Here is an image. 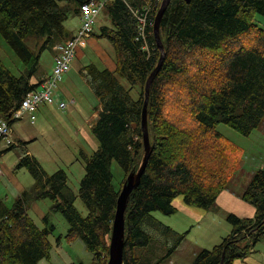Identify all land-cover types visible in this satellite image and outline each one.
Segmentation results:
<instances>
[{
    "label": "trees",
    "instance_id": "trees-1",
    "mask_svg": "<svg viewBox=\"0 0 264 264\" xmlns=\"http://www.w3.org/2000/svg\"><path fill=\"white\" fill-rule=\"evenodd\" d=\"M89 1L0 0V39L23 65L21 74L15 75L0 60V119L15 122L12 115L23 97L40 85L31 80L41 53L70 38L64 22L70 12L79 16L80 6ZM144 1L105 4L111 27L102 28L97 36L111 43L115 70L89 64L80 71L99 108L91 125L98 147L85 158L77 194L67 186L63 170L48 175L34 156L27 151L20 155L16 167L26 168L34 183L10 207L0 201V264L50 259L49 235L55 227L40 228L28 212L30 204L41 199L51 201L50 212L66 218L68 242L81 239L92 254L91 264H107L119 193L143 157L145 84L160 56L152 25L161 3L149 13L145 39H137L130 8L139 9ZM257 15L264 17V0H171L166 7L160 21L165 57L147 105L151 154L124 213L122 264H150L136 255V249L146 248L152 240L144 223L176 237L168 254L179 246L182 236L154 219V211L176 213L173 203L179 197L189 207L210 210L220 192L229 188L242 153L217 131V125L249 135L264 119V28ZM113 160L124 172L118 188L112 182ZM77 197L87 208L86 216L74 206ZM240 197L254 207L253 217L227 214L230 233L212 248L200 249L191 264H234L264 240V167L252 174ZM43 219L48 222L47 216Z\"/></svg>",
    "mask_w": 264,
    "mask_h": 264
},
{
    "label": "rangeland",
    "instance_id": "rangeland-1",
    "mask_svg": "<svg viewBox=\"0 0 264 264\" xmlns=\"http://www.w3.org/2000/svg\"><path fill=\"white\" fill-rule=\"evenodd\" d=\"M256 19L264 28V17L257 15ZM65 25L75 33L80 26L79 16L75 12H70L64 22ZM100 26L111 27L110 19L104 9L98 16L91 37L97 42L98 49L105 54H102V59H106L108 67L109 63L113 62L111 67L113 68L115 67L114 50L106 37L97 36L101 34ZM51 51L47 49L41 53L38 71L34 75V79H40L43 74L48 76L52 74L55 61L53 49ZM100 59L91 44L86 45L85 48L78 47L71 62L72 69L70 71L74 70V72L69 74V71L63 75L55 93V96L58 97V99L57 97L55 99L63 101L66 107L59 108L56 103L45 105L40 107L35 113L36 119L33 124L29 122V115L26 113L12 125V137L14 140L24 141L34 137L37 138L24 141L27 145L31 143L27 148L37 158L46 174L50 175L57 170H63L67 174V186L75 194L78 192L79 182L85 173V158L92 155L96 147H98V142L91 132V124L95 120L94 112L98 111L99 104L93 92L91 96L90 86L86 83L85 77L79 73L83 67L89 64H94L100 70L103 69ZM0 60L15 75L21 74L23 70L22 63L2 39H0ZM74 74H76V78L73 77ZM119 80L125 89L130 88L125 79ZM71 98L76 99L78 104L72 106ZM217 131L229 142L241 149V163L229 183L230 189L239 190L234 182L235 178L239 177V180L250 178L256 170L264 167V119L259 127L254 129L249 135H243L223 123L217 125ZM6 148V141H1L0 165L16 175L21 185L30 186L34 183L31 174L26 168L16 167L17 157L26 151L24 149L25 145L22 148L14 147L11 150H6ZM111 172L113 174V185L118 188L123 180L124 172L115 160L111 162ZM5 181L6 183L3 182L2 175H0V201L6 207H10L16 198L12 193L13 186L10 180L6 178ZM177 199L182 198L179 197ZM36 205L37 208L32 205L28 210L36 225L42 228L53 224L55 227L49 235V240L52 243L51 259L49 262L43 259L42 264H91L92 254L87 250L81 239H76L73 242L66 240L65 235L68 232L69 224L61 213L50 212L51 201L42 199L37 201ZM74 206L82 216L87 215V208L79 197L75 199ZM195 209L206 212L198 207H195ZM152 214L164 226H171L170 228L175 231L178 237L182 236V241L175 251L168 254L170 247L176 241V237L169 233L163 234L161 231L154 232L150 227L153 240L147 246L148 248L136 249V255H141V253L147 251L148 253L145 256L151 260V264L156 262L159 264H191L195 257L194 254L200 250L199 247L212 248L214 246L212 245L214 233L221 231L219 224L208 227L203 225L201 227L200 225L204 224V222L199 223L191 220L192 218L185 211L179 209L175 214L171 215H164L159 211H154ZM207 215H209V212H207ZM43 216H47V223L42 218ZM147 224L144 223L146 229ZM261 243H264V241L258 242L251 253L243 259H238L234 264H256L254 259L260 260V256L257 254L258 252L253 253V251L255 249L259 250L257 248Z\"/></svg>",
    "mask_w": 264,
    "mask_h": 264
},
{
    "label": "built area",
    "instance_id": "built-area-1",
    "mask_svg": "<svg viewBox=\"0 0 264 264\" xmlns=\"http://www.w3.org/2000/svg\"><path fill=\"white\" fill-rule=\"evenodd\" d=\"M112 0H90L80 6L78 30L70 38L56 43L53 46L55 66L51 75L47 76L36 90L28 92L22 99L20 107L13 113L12 119L20 120L24 114L29 115V122L34 123L35 113L41 106L57 104L59 108H65L66 104L63 101H58L55 96L58 83L63 75L71 69V62L75 56L78 47L85 48L88 39L92 36L94 25L98 20V16L105 4ZM162 0H145L144 4L137 8H130L131 13L136 18L138 37L145 39V30L150 26L149 13L155 10ZM153 26V25H152ZM145 47V44H144ZM57 97V99H55ZM60 98V97H59ZM6 141L7 147L11 145L18 146V143L13 140L11 125L1 119L0 120V142ZM3 171L0 165V175Z\"/></svg>",
    "mask_w": 264,
    "mask_h": 264
},
{
    "label": "crops",
    "instance_id": "crops-1",
    "mask_svg": "<svg viewBox=\"0 0 264 264\" xmlns=\"http://www.w3.org/2000/svg\"><path fill=\"white\" fill-rule=\"evenodd\" d=\"M66 26V25H65ZM104 27H107V26H100L99 28H100V30L102 29V28H104ZM66 29H68V31L70 32V37L73 35V34H75L73 31H71V29L70 28H68L67 26H66ZM94 32V31H93ZM88 40H90V41H88V43H87V45H89V44H91L92 45V48L94 49V51L96 52V55L98 56V57H100L101 59V63H102V65H103V69L104 68H107V69H109V70H111V71H114L115 70V67H116V65H115V67H113V68H111L112 67V63L113 62H110L109 63V67H108V65H107V61H106V59L104 58V59H102L103 58V55L102 54H104L101 50H99L98 49V45H97V42L92 38V37H90ZM51 51V50H50ZM52 52V51H51ZM105 55V54H104ZM72 69V68H71ZM72 72H74V70H71L70 72H69V74L70 73H72ZM80 74V73H79ZM48 75L47 74H43V76L40 78V79H32L31 80V82H39V81H43L46 77H47ZM81 76V75H80ZM73 77L74 78H76L77 76H76V74H74L73 75ZM87 83V82H86ZM89 86V85H88ZM91 92V96H92V89L90 88L89 89ZM94 94V93H93ZM66 95V94H65ZM94 96H95V94H94ZM61 98V97H60ZM94 98V97H93ZM95 98H96V100H97V102H98V104H99V100H98V98L95 96ZM94 100V99H93ZM70 102H71V104H72V106H74V105H77L78 104V102L76 101V99H74V98H71L70 99ZM67 103V102H66ZM45 106V105H44ZM46 106H48V105H46ZM42 107V106H41ZM95 114H94V118L96 119L97 118V116H98V111H96V112H94ZM95 121V120H94ZM93 121V122H94ZM92 122V123H93ZM13 125V124H12ZM92 125V124H91ZM12 133H13V130H12ZM32 139H37L36 137H34V138H32ZM32 139H30V140H32ZM14 140V139H13ZM30 140H24V141H30ZM16 141V140H15ZM19 141H22V140H19ZM23 141V142H24ZM18 142V141H17ZM25 145V150L27 151V153L29 154V155H32V156H34L32 153H31V151L27 148L29 145H31V143L30 144H28L27 145V143H25V144H18V146H15V148L17 147V148H22L23 146ZM97 148V147H96ZM1 153V152H0ZM19 157L20 156H18L17 157V160H19ZM35 157V156H34ZM36 158V157H35ZM37 159V158H36ZM1 169H2V171H4L3 173H2V178H3V182L4 183H6V178H8L9 180H10V182H11V184H12V186H13V188H12V193H13V195L15 196V198H17L23 191H28L32 186H33V183L30 185V186H24V185H21L20 183H19V180L17 179V176L16 175H14L12 172H9L8 171V169H5V167H3V166H1ZM5 169V170H4ZM250 179H251V177L250 178H246V179H241V180H239V177L236 179H234V182H235V184L238 186V188H239V190H234L233 188H228V189H225V190H222L221 192H220V194L218 195V197H217V199H216V204H215V207L214 208H212V209H210V210H207V209H202V208H199V209H202V210H205L206 212H203V211H200V210H198V209H195V207H189V206H187V205H185L184 203H183V201H182V199H176L175 201H174V206H175V208L178 210H183V211H185L192 219L191 220H195L196 222H199V223H202V222H204V224H201L200 226L201 227H203V225H205L206 227H208V226H212V225H215V224H219L220 225V227L219 228H221V231L220 232H218V233H214V235H213V237H212V245H216V244H218L220 241H221V239L224 237V236H226V235H228L229 233H230V230H231V226H230V224H229V222H228V220H227V214H230V213H232V214H235V215H237V216H239V217H253V215H254V213H255V209H254V207L251 205V204H249V203H247V202H245V201H243V199L240 197V193L242 192V190L244 189V187L247 185V183L250 181ZM42 200V199H41ZM37 201H40V200H35V201H33L31 204H30V206H34L35 208H37V205H36V202ZM3 203V202H2ZM30 206H29V208H30ZM49 209H50V207H49ZM177 212V211H176ZM207 212H209V215H207ZM175 214V213H174ZM45 216H43L42 218H44ZM152 217L154 218V219H158L156 216H153V214H152ZM159 221V220H158ZM160 222V221H159ZM160 223H162V222H160ZM163 224V223H162ZM164 225V224H163ZM166 226V225H165ZM169 227V226H168ZM171 227V226H170ZM169 227V228H170ZM43 228V227H42ZM172 229V228H171ZM152 230L155 232L156 231V229L154 230V228H152ZM173 230V229H172ZM147 231L149 232V234L151 235V239L153 240V237H152V234H151V229H150V227H148L147 228ZM158 231V230H157ZM156 231V232H157ZM174 231V230H173ZM159 232V231H158ZM175 232V231H174ZM185 236V235H184ZM151 240V241H152ZM182 241V240H181ZM264 241V240H263ZM51 245H52V243H51ZM148 248V247H147ZM203 248H206V249H209L208 247H203ZM254 248H256V245H255V247ZM141 249H145V248H141ZM199 249H202V248H200L199 247ZM257 249H259V250H254L253 251V253L254 252H258L257 254H259V256H260V260H257V259H254V262L256 263V264H264V260H263V258H264V243H261V245L257 248ZM175 251V250H174ZM51 252H52V247H51V250H50V259H51ZM146 253H148L147 251L146 252H144V253H141V258L144 260V261H147L148 263H152L151 262V260L148 258V257H146L145 256V254ZM150 254V253H149ZM194 256H195V254H194ZM145 257V258H144ZM49 259V260H50ZM49 260H47V262H49ZM237 261V260H236ZM235 261V262H236ZM42 262H43V260H41V261H39V264H42ZM234 262V263H235ZM239 262H241V261H239Z\"/></svg>",
    "mask_w": 264,
    "mask_h": 264
},
{
    "label": "water",
    "instance_id": "water-1",
    "mask_svg": "<svg viewBox=\"0 0 264 264\" xmlns=\"http://www.w3.org/2000/svg\"><path fill=\"white\" fill-rule=\"evenodd\" d=\"M170 1L171 0H162L159 9L156 13V17L153 25V35L157 47L160 51V56L156 67L148 76L145 84V99H144V103L142 107V115H141L142 145L144 152L138 170L132 171L127 175L126 180L122 185L121 191L117 199L116 212L113 220L110 242L108 247L109 253H108L107 264L123 263L124 224H125L124 213L126 210L129 196L131 192L138 186L141 176L147 165L149 156L151 154V144H150V138L148 132V122H147V105H148L149 90L151 83L155 75L157 74L158 70L160 69L165 57L164 47L162 44V40L160 38V21Z\"/></svg>",
    "mask_w": 264,
    "mask_h": 264
},
{
    "label": "bare ground",
    "instance_id": "bare-ground-1",
    "mask_svg": "<svg viewBox=\"0 0 264 264\" xmlns=\"http://www.w3.org/2000/svg\"><path fill=\"white\" fill-rule=\"evenodd\" d=\"M188 5V4H187ZM170 13V12H169ZM168 17V16H167ZM149 65V64H148ZM188 120V119H187Z\"/></svg>",
    "mask_w": 264,
    "mask_h": 264
}]
</instances>
